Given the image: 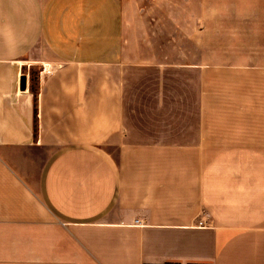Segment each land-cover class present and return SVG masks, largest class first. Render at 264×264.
Returning a JSON list of instances; mask_svg holds the SVG:
<instances>
[{
    "label": "crops",
    "instance_id": "1",
    "mask_svg": "<svg viewBox=\"0 0 264 264\" xmlns=\"http://www.w3.org/2000/svg\"><path fill=\"white\" fill-rule=\"evenodd\" d=\"M223 3L173 62L124 0H0V264H264V0Z\"/></svg>",
    "mask_w": 264,
    "mask_h": 264
},
{
    "label": "rangeland",
    "instance_id": "2",
    "mask_svg": "<svg viewBox=\"0 0 264 264\" xmlns=\"http://www.w3.org/2000/svg\"><path fill=\"white\" fill-rule=\"evenodd\" d=\"M218 10L225 15L223 0H124L125 45L158 60L193 61L194 39L209 46L212 28L225 25L213 18ZM25 74L37 93L38 65L29 62Z\"/></svg>",
    "mask_w": 264,
    "mask_h": 264
},
{
    "label": "built area",
    "instance_id": "3",
    "mask_svg": "<svg viewBox=\"0 0 264 264\" xmlns=\"http://www.w3.org/2000/svg\"><path fill=\"white\" fill-rule=\"evenodd\" d=\"M198 225L205 227V226H208L209 224H208L207 220H205V219L202 220L201 219V220L198 221Z\"/></svg>",
    "mask_w": 264,
    "mask_h": 264
},
{
    "label": "water",
    "instance_id": "4",
    "mask_svg": "<svg viewBox=\"0 0 264 264\" xmlns=\"http://www.w3.org/2000/svg\"><path fill=\"white\" fill-rule=\"evenodd\" d=\"M25 85H26V76H24L23 79H22V87H23V89H25Z\"/></svg>",
    "mask_w": 264,
    "mask_h": 264
}]
</instances>
